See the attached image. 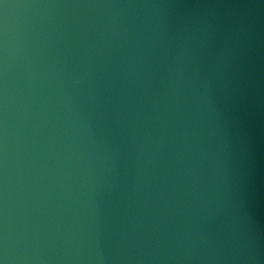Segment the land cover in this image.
Returning <instances> with one entry per match:
<instances>
[{
	"label": "water",
	"instance_id": "water-1",
	"mask_svg": "<svg viewBox=\"0 0 264 264\" xmlns=\"http://www.w3.org/2000/svg\"><path fill=\"white\" fill-rule=\"evenodd\" d=\"M0 264H264V0H0Z\"/></svg>",
	"mask_w": 264,
	"mask_h": 264
}]
</instances>
